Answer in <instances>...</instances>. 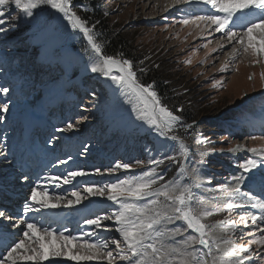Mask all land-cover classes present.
Segmentation results:
<instances>
[{
    "label": "rangeland",
    "instance_id": "374dc122",
    "mask_svg": "<svg viewBox=\"0 0 264 264\" xmlns=\"http://www.w3.org/2000/svg\"><path fill=\"white\" fill-rule=\"evenodd\" d=\"M71 3L73 11L93 28L102 50L100 37L104 32L91 15L93 7L110 19L111 34L116 32L131 37L135 49L140 51L134 57L137 79L142 84L151 83L162 104L181 116V122L172 134L182 138L188 146L189 158L185 163L189 171L198 169L196 181L204 186L193 190L206 198V207H212L218 201L210 198L220 195L215 191L216 187L226 178L239 175L238 163L252 155L246 148L264 147V140L250 139L251 135L264 136V79L261 78L264 59L254 63L251 57L241 54L233 60L231 49L238 46L229 44L222 33L213 31L214 26L201 23L197 27L179 22L186 17L208 14L210 5L192 2L173 7L172 0H71ZM0 11L4 12L0 19L5 21L0 28L6 30L0 32V210L5 212V217H0V234H7L9 240H18L23 226L13 225L19 219H40L34 213L24 217L22 212L23 204L29 202L31 189L39 185L31 184L33 186L23 189V204L20 200L8 203L6 191L12 192L11 187H22L23 178L17 177V167L7 162L15 156L10 158L8 151L11 148L6 143H18L29 129L34 113L44 115L42 123L38 124L49 126L43 141L53 164L44 179L36 184L42 186L44 183L45 187L41 189L51 188L48 189L50 194L68 199L73 198L72 191L82 192L85 181L106 183L125 175L123 170L108 174L107 169L118 161L134 162L150 156L174 154L175 142L160 136L145 121L138 119L134 109L139 105L109 78L91 71L94 53L87 38L78 29H73L62 14L42 5L28 17L16 8L14 0ZM108 39L101 41L105 44ZM221 45H224L223 49ZM103 54L107 55L104 51ZM225 65L228 71L221 72ZM147 75L151 79H144ZM157 75L161 78L157 79ZM160 85L167 88L160 90ZM3 88L8 89L6 94ZM177 98L180 104L175 105ZM4 104L8 105L6 112L2 111ZM191 110L202 113L194 119L195 116H190ZM33 120L36 122L35 118ZM69 123L74 127L62 131ZM204 138L207 142H200ZM237 144L244 145L245 149L232 151ZM6 153L8 160H3L1 157ZM96 169L103 175L77 177L72 184L62 183L63 176L69 171L94 173ZM161 170H166L165 179L169 180L176 175L177 165L166 161ZM48 176H58L60 180L52 184L46 180ZM209 177L213 178L211 185L207 184ZM183 182L192 183V179L185 178ZM247 187L242 185L245 190ZM109 204L103 198L89 197L73 207L61 206L42 212L63 213L62 223H66L72 234H78L80 230H88L83 222L73 229L81 215L86 212L91 215L89 218L104 215L111 211ZM240 211L237 209L231 219L238 220ZM9 216L15 221L8 219ZM223 218L224 215H215L208 223ZM47 221L57 228L52 220ZM248 239L251 237L240 239L237 232V243L246 244ZM55 259L59 264H76L64 258Z\"/></svg>",
    "mask_w": 264,
    "mask_h": 264
},
{
    "label": "snow or ice",
    "instance_id": "6c2138e0",
    "mask_svg": "<svg viewBox=\"0 0 264 264\" xmlns=\"http://www.w3.org/2000/svg\"><path fill=\"white\" fill-rule=\"evenodd\" d=\"M9 2L0 0V8ZM192 2L210 5L211 11L183 18L179 21L181 24L214 26L213 31L222 33L229 44L238 46L231 49L233 60L241 54L251 57L254 63L264 59V0H172V6ZM14 3L28 17H32L34 10L42 5L50 6L62 14L73 29L82 32L94 53L91 71L109 78L135 101L139 105L134 109L138 112L137 118L145 121L160 136L175 142V152L134 162L118 161L107 172L114 175L123 170L125 175L106 183L85 181L82 192H71L72 199L52 195L47 188L33 187L22 212L24 217L34 213L40 219H19L13 225L23 226L20 227L22 236L18 240H9L7 234H0V248L3 249L0 264H44L45 261L59 264L55 258H64L76 264H264V147L246 148L252 155L238 163L240 174L226 178L218 185L215 191L220 195L210 198L218 202L206 207V198L193 190L204 186L196 181L198 169L189 171L185 163L189 158L188 146L182 138L172 134L181 122V116L162 104L151 84L144 85L138 81L132 62L103 54L93 28L88 27L87 22L73 11L71 0H14ZM3 16L4 12L0 11V17ZM4 23L0 19V25ZM4 31L0 28V32ZM220 47L223 49L224 45ZM220 71H228V66ZM261 78L264 79V73H261ZM2 91L6 94L8 89L3 88ZM7 110L8 105L4 104L2 111ZM73 127L69 123L62 131ZM250 139L264 140V136L251 135ZM200 142H207V138ZM244 149V145L237 144L232 151ZM166 161L177 165L176 175L169 180L165 179L166 170H161ZM137 168L141 171L137 172ZM90 175L102 176L103 173L100 169L94 173L73 170L63 176L62 183L72 184L77 177ZM185 178H191L192 183H184ZM212 179L209 177L207 184L211 185ZM46 180L57 184L60 177L48 176ZM242 185H248L246 190ZM89 197L110 202L111 211L85 218L83 224L88 226L86 231L72 234L66 226L62 230L60 227L53 228L42 215V210L73 207ZM237 209L241 210L239 219L233 220L231 217ZM215 215H224V218L208 223L209 218ZM0 217H5L2 210ZM7 218L12 219L10 216ZM243 229L250 230L245 232ZM238 231L240 239H251L246 244L237 243ZM253 245L256 247L253 248Z\"/></svg>",
    "mask_w": 264,
    "mask_h": 264
},
{
    "label": "trees",
    "instance_id": "16d2710c",
    "mask_svg": "<svg viewBox=\"0 0 264 264\" xmlns=\"http://www.w3.org/2000/svg\"><path fill=\"white\" fill-rule=\"evenodd\" d=\"M93 8H94L93 13H91V15L93 16L94 21L96 23H98V27L103 28L102 30L104 32L103 35H101V37H100V42L103 44V51L105 53H107V55H111V56L116 55L118 57L123 56L124 58H122V59L130 60L133 64V67H135L136 60L134 57L140 51L135 49L131 37L129 35L118 34L115 31H114L115 33L111 34L109 31L110 30V22H111L110 19L103 14L101 15L96 7H93ZM87 26L90 27V24ZM106 37H108L109 39H108V42L104 44L103 41H101V40H105ZM123 52L126 53V55ZM118 54H123V55H118ZM133 71H134V68H133ZM159 78H161V76L157 75V79H159ZM144 79H151V77H149L147 75V76H145ZM143 84L149 85L151 83H149V84L143 83ZM159 88L161 90L163 88H167V86L164 87V85H162V86L160 85ZM178 100H179L178 98L175 99V102H176L175 105L180 104ZM172 105L175 106L174 104H172ZM178 108H181V107L179 106ZM201 113H202V111L200 112V110L199 111L191 110L190 116L193 115V116H195L194 119H196Z\"/></svg>",
    "mask_w": 264,
    "mask_h": 264
},
{
    "label": "bare ground",
    "instance_id": "6f19581e",
    "mask_svg": "<svg viewBox=\"0 0 264 264\" xmlns=\"http://www.w3.org/2000/svg\"><path fill=\"white\" fill-rule=\"evenodd\" d=\"M195 10L197 11L198 9H197V7L195 8ZM225 45H226V43H225ZM42 116H44V115H41L40 113H34L33 114V117H32V119H31V122L33 123V125H37L38 123H40L41 121H42V119H41V117ZM36 119V122L33 120V119ZM22 145V142H20L19 143V147ZM4 146V145H3ZM5 147V146H4ZM19 147H10L11 149L8 151V152H10V151H16L17 152V150H18V148ZM5 149V148H4ZM17 154V153H16ZM8 153H6V155L5 156H3V157H1L3 160H5V159H7L8 160ZM12 159H9L7 162H12L13 163V166H14V161H11ZM19 176V174H17V172H16V176ZM15 176V175H14ZM15 176V177H16ZM17 176V177H18ZM44 179V176L40 179V181L41 180H43ZM24 182V183H23ZM23 182H22V187L21 186H18V187H11L9 190H13L12 191V193L13 192H16L17 190H18V194H16V197L20 194V192H21V194H24V190L23 189H26V187L28 188V187H30V186H33V185H39L40 186V184H36L37 183V180H23ZM31 184H33V185H31ZM40 187H45V184L43 183V185L42 186H40ZM49 189V191L51 190V188H48ZM52 191H54L53 189H52ZM7 193H10V191H6ZM6 193V194H7ZM5 197H7L6 195H5ZM10 199V198H9ZM25 199H24V195L22 196V201H24ZM60 211H62V210H60ZM52 216H54L56 219H62L61 218V213L59 212V213H57V212H55V211H53V213L51 214ZM84 217V216H83ZM82 218V217H81ZM85 218H88V217H84V219ZM13 221H15V219L13 218ZM2 226H1V221H0V228H1ZM76 228H78V226H74L73 227V229H76Z\"/></svg>",
    "mask_w": 264,
    "mask_h": 264
}]
</instances>
